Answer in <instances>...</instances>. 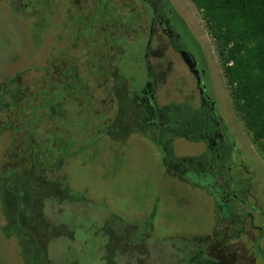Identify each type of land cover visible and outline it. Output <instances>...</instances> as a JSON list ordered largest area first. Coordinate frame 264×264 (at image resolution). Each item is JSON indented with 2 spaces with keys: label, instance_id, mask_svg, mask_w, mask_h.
Wrapping results in <instances>:
<instances>
[{
  "label": "rangeland",
  "instance_id": "obj_1",
  "mask_svg": "<svg viewBox=\"0 0 264 264\" xmlns=\"http://www.w3.org/2000/svg\"><path fill=\"white\" fill-rule=\"evenodd\" d=\"M36 1L0 0V74L7 73L9 67L14 68V64L23 60L22 51L18 49L21 34L10 25L8 10L13 14L16 11L25 14L27 10L34 15L41 9L51 10L48 0H39L41 4L35 7ZM167 1L177 18V21L171 18V21L175 19L174 26L182 23V31L177 30L179 40L169 37L156 25L150 33L153 9L142 0H60L59 19L55 20L60 27L53 34L51 30L45 32L44 36L48 65L43 68L44 72L48 70L45 75L48 88L43 95L39 94L40 99L35 98L34 86L26 92L10 91L11 96L23 99L22 103L25 99L18 93H24L27 106L22 113L11 104L6 109L0 106V122L25 124L29 115L35 120L39 117L42 122H36L35 137L44 140V135H53L55 128L66 122L54 115L67 111L64 103L71 89V98L75 99L71 102H85L83 107L88 105V111L77 112L82 120L95 125L99 119L102 124L109 113L115 114V111H107L113 108L109 94L112 83L108 79L113 77L117 67L119 81L128 83L127 90L139 109V122L149 127L142 128L139 123V129L133 121L126 120L129 126H134L131 136L164 132L160 148L172 146L175 153L180 151L176 154L184 156L202 152L193 161L181 164L186 180L176 174H169L170 179L155 177L158 173L153 171L149 155L154 149L150 145L140 151L133 148L137 144L128 145L118 150L117 158L96 149L94 144L92 150L100 161L89 165V158H81V164L76 166L75 160H71L65 167L67 173L80 175H60L73 193L83 196L91 206L85 212L87 216L78 214L82 205L50 200L44 206L36 200H23L22 210L27 215L38 216L37 210L43 206L47 221L58 223L59 217L67 229L49 227V231L44 232L40 229L41 221L30 222L39 240L47 241V260L39 254L31 236L14 231V206L9 202L7 191L0 189V264H46L45 260L49 264H107L108 260L114 264H264V153L253 142L233 108L214 39L200 11L191 0ZM13 17H19L18 13ZM14 22L18 23L15 19ZM131 28L140 30L134 33ZM65 57L72 61L76 75L85 78L84 87H75L71 78L67 79L68 86L61 85L60 72L69 67V63L54 61ZM53 68L55 72H51ZM36 69L33 65L30 70ZM205 69L207 76L202 80L201 72ZM147 91L148 96L144 95ZM52 96L53 116L46 118L43 114L46 109L37 104ZM2 102L7 100L0 98V105ZM16 102L19 106L20 101ZM150 108L153 111L146 113ZM96 109L107 112H100L103 114L95 120ZM73 123H76L75 118ZM76 130L69 128L79 141L93 132L90 127L83 132ZM20 134L22 132L12 143L10 131L0 125V169L11 165L10 157L17 159L14 155L19 151L21 140L34 145L26 134ZM12 146L14 150L9 154L7 149ZM168 155L171 160L176 159L173 153ZM19 161L21 166L29 165L25 159ZM160 168L163 169L162 164ZM85 186L87 191L81 190ZM157 197L160 198L158 211ZM137 208L153 209L130 217L129 211ZM59 209L63 210L62 215ZM115 209L124 214H118ZM155 212L172 232L165 233L162 224L160 232H156ZM111 214L119 218V223L112 225L118 228L114 234L111 226H102L101 216ZM117 235L123 241L122 250L113 247L121 242L117 241Z\"/></svg>",
  "mask_w": 264,
  "mask_h": 264
},
{
  "label": "trees",
  "instance_id": "obj_2",
  "mask_svg": "<svg viewBox=\"0 0 264 264\" xmlns=\"http://www.w3.org/2000/svg\"><path fill=\"white\" fill-rule=\"evenodd\" d=\"M191 1L200 11L208 32L214 39L215 47L222 64L223 74L229 88L233 108L242 119L253 142L264 153V0ZM186 30L188 31L187 28ZM72 67L69 66L60 72L62 74H59L61 85L63 87L68 86L67 79L71 78L75 82V87H84L85 82L76 75L74 67ZM205 72L207 76L206 69ZM63 81L67 84L65 85ZM11 98V102H2L0 106L6 109L11 104L12 108L19 107L22 113L21 110L24 109L25 105L27 106V97H24V103H22L23 99L21 100V98L19 99L13 96ZM16 100L20 101L19 106L16 104ZM49 101H52V98ZM132 103L133 107L135 106L137 111H139L134 101ZM127 112L128 110L126 108L121 111L120 115L125 117ZM29 116L25 124L22 121L20 123L15 122V124L2 121L0 125L2 129L10 131L12 143L19 138L20 132H22L20 135H23V133L24 135L26 134L28 139L33 140L34 152H36L38 149L35 145L39 146L38 142L40 141L35 137L38 126L36 125L37 121L32 119L31 115ZM18 148V153L14 155L17 159L9 156L11 165L9 164L8 166L6 164L5 168L0 169V189L7 191L10 198L9 202L13 203L14 212H12V215L14 213V220L12 224L14 225V231L26 237L31 236L35 246L39 248V254L47 260L49 252L47 241L41 242L39 240L38 232L32 229L30 222L33 219L41 221L42 225L40 226L42 228L40 229L44 230V232L49 231V227L55 230L66 229V227L60 223L59 217L57 219L58 223L47 221L46 214L43 212V206L37 210L38 216L35 214L27 215L22 210L23 200L25 199L30 202L36 200L37 204L43 203L44 206L50 200L56 201L59 204L71 203L70 205H82V210L78 214L85 216H87L85 212L88 210L87 200L83 196L73 193L68 184L59 176L51 177L47 174V170L51 168L50 162L45 159L41 160L36 154L28 157L27 147L24 148L23 144H19ZM12 150H14L13 146L11 148L9 147L7 152L9 151L10 154ZM20 158L28 161L29 165L23 164L21 166L22 162L19 161ZM181 164L183 165L184 163H179L178 165L175 160L169 158L165 160V168L171 176L176 174L179 179L186 180V175L181 170L183 168ZM234 197L238 198L236 195ZM59 211L60 215H62L63 210L59 209ZM101 217L103 219L102 226H111L112 233H117L118 228H113L112 225L119 223V218L114 214L105 218L103 216ZM116 239L117 241H121L118 235ZM122 242L113 245V247L117 246V248L122 250ZM46 260V264H49ZM108 261L107 264H114L113 261Z\"/></svg>",
  "mask_w": 264,
  "mask_h": 264
},
{
  "label": "crops",
  "instance_id": "obj_3",
  "mask_svg": "<svg viewBox=\"0 0 264 264\" xmlns=\"http://www.w3.org/2000/svg\"><path fill=\"white\" fill-rule=\"evenodd\" d=\"M41 2L42 1L37 0L34 6L36 7L37 4L39 3L41 4ZM48 2H50V5L52 6V7L50 6L51 10H48V8L46 7L47 8L46 11L41 9L40 10L41 12L40 11L39 13L37 12L38 14L36 15H34L32 12L27 11V10L25 14H24V11H21V12L16 11L13 14L12 11L8 10L10 14V17H9L10 25H12L13 27H16V30H18V33L21 34L18 49L22 51L21 57L23 60L20 64L16 66L14 62L13 63L14 68L9 67V69L13 68V71L8 69L7 73L0 74V98L1 99L4 98L5 102L7 100L6 103H8V101L12 99L10 95L11 94L10 91H12L13 89L15 91L25 90L26 92L27 89H29V87L34 86L36 89L35 91H37L36 97H35L36 99L37 98L40 99L39 94L43 95L44 91L47 89L46 87L49 82L46 80L45 75L48 70L44 72V68H43L48 65V60L46 57L47 45L44 42V36L46 35L45 32L49 30H51L50 34H53L54 31H58L59 29L58 27H60V25H57V22H58L57 19H59L58 14L60 12L58 10L59 9L58 5L61 3L60 0H48ZM5 8L7 7L4 6V9ZM17 13L19 17L14 18L13 15L15 16V14ZM55 16L56 18L54 19ZM14 19L18 23L14 22ZM55 20H57V22ZM129 29L130 27H127V30ZM131 29L132 31H134V33L140 30L139 28H136L135 30H133V28ZM148 30H149V27H148ZM150 33H148V36ZM53 45L54 44H52V47ZM54 49L55 47L53 48V50ZM67 59L68 58L66 57L61 58V59L57 58L54 62H57L58 60H66L68 61L69 66L70 65L74 66L72 64V61L67 60ZM33 65H36L38 69L30 70L33 67ZM116 69L117 67H115L116 72L113 71L114 72L113 77H110L108 79V81L112 83L111 92L109 94L111 95V101H112L111 103L113 104V108L107 110L110 112L115 111V114L109 113L110 116L102 120L103 121L102 124H99L100 120L99 119L96 120V118L100 116L101 114L106 113L107 111L105 112L100 111V112H103L100 114V112L97 111V109L95 110L96 112H94L93 114V118L96 120L95 125H93L92 123L89 124L88 120L84 122L82 118L77 114V112L84 113L85 111H88V105L86 106L85 104L86 107H83L82 105L85 102H82V103L77 102L78 104H76L75 102H71V101H74L75 99L71 98L72 91L70 89L69 91L70 96L68 95L69 97H66V102L64 103V106L66 105L68 106L67 111L65 110V113H63L64 111H61L57 115H54L57 117V119H61V121H66L68 123V126L66 122L63 125H60V126L58 125V127H56L54 130L55 133L53 135H49L48 136L49 138L47 137V134H46V136L44 135L43 137L44 140L39 141L38 139L39 142L38 141L37 142L39 143V146L35 145V147L38 149L36 152H34L33 145L29 146L28 143H25V142L23 143L22 140L19 143V144H23L24 148L27 147L28 157H32L33 154H36V156L39 157L41 160L45 159L46 161L51 163V168L47 170L48 175H51L50 173H52L54 177L55 176L60 177V175H80L78 172H75L74 174L72 173L68 174L67 173L68 171L65 167L71 160L72 161L75 160L76 166H79L82 162L81 158H84V159L89 158L87 160L89 161V165L91 163L100 161L99 155L96 153L95 150H92L94 144H95L96 149L97 148L101 149L102 151L107 152L108 155L113 154L117 158H118L117 153L120 154L118 150L125 148L128 145L132 146V144L133 145L137 144V147H133V146L132 147L135 150H139V151L141 150L143 146L150 145L154 150H151L152 154H150L149 157L151 158L153 162V171L155 173H158V175H155V177H157L158 179H170L171 178V177H167L169 176V173L164 166L165 160L169 158V155H168L169 153L174 154V156L176 157V159L174 160L177 162L178 165L179 163H186L190 159H192L193 161L195 158L201 155L202 152L194 154V155H189V156L178 155L176 153L178 152L180 153V151L176 149L177 151L175 153V150L174 148H172V146H169V148H163V147L160 148L158 145H161L163 143L161 142L160 139L161 137H164L165 135L164 132L160 134L159 133L157 134L156 132H153V133L151 132L150 134H147L145 132L147 135L140 134V133H134L135 135L131 136L132 131H134L133 130L134 123L137 124V127L139 129H141V127L145 128L148 126L145 124L142 125L139 122V113L137 109L135 108V106L133 107L131 96L129 94V91L127 90L128 83L125 80L119 81L120 74L118 70ZM37 71H40L41 73L38 74ZM52 71L53 72L55 71L54 68L51 69V72ZM79 78L86 83L85 78L81 76H79ZM211 81L213 82V80ZM14 84L16 85L15 86L16 89L12 88L11 86ZM18 94L20 96H23V98L25 97L24 93L23 95H21L20 92ZM7 95H8V98H7ZM53 98L54 97L52 96V100ZM46 100L48 101L46 102ZM38 101L40 102L41 100H38ZM55 103H57V101ZM40 104L43 108L46 109L43 112V114H46V118H50V117L52 118L54 103L52 101H49V99H45L41 101L40 103H38L37 105H40ZM126 108L128 112L125 115V117H123L120 114H121V111ZM134 112H136V114H134ZM68 113H70V115L66 116V114ZM69 116H72V117L70 118ZM73 118L76 119L75 124L73 123ZM128 119H130V121H133V125H130L132 127H130L128 123L126 122V120L128 121ZM36 121L42 122V119L38 118L36 119ZM139 123L141 124V127L139 126ZM64 127H67V128H64ZM87 127H90L93 130V132H96V133L93 134L92 132L91 134L89 133L90 134L89 136H84L83 141H79L78 139L76 140L74 137V131L72 133L70 132L71 130L69 131V128H71L72 130L77 129L76 130L77 132H83ZM168 133L170 132L167 131V135ZM95 135H98V136L95 137ZM89 140H92V142H90ZM86 162H83V165L87 164ZM161 164L163 166L164 172L162 171L163 169L160 168ZM101 165H103V163ZM101 168L103 167L101 166ZM86 175L88 174L86 173ZM60 178L64 180L63 176ZM66 183H67V180H66ZM81 190L87 191V186H85ZM101 193L103 192L101 191ZM156 201H157V211H158L159 204H160V198L157 197ZM89 207L90 205H88V208ZM162 207H165V205L163 204ZM151 209L149 208L147 211H142L139 208H137L132 212L129 211V216L130 217L136 216V214H142V212H144L145 214V212H149L151 211ZM125 210L126 209L124 208V211ZM115 211L120 215L124 214L122 213V211L120 213L119 210L117 209H115ZM150 215L152 216L153 213L151 214L150 212ZM155 216L157 217V220H158L156 223L157 228H155L156 232L159 233L160 230L162 229L160 228L161 224L164 226L163 231L165 233L172 232L170 231L171 228H169L168 225L165 224L164 220L160 218L158 214L156 215V212H155Z\"/></svg>",
  "mask_w": 264,
  "mask_h": 264
},
{
  "label": "flooded vegetation",
  "instance_id": "obj_4",
  "mask_svg": "<svg viewBox=\"0 0 264 264\" xmlns=\"http://www.w3.org/2000/svg\"><path fill=\"white\" fill-rule=\"evenodd\" d=\"M142 2L147 3L151 8L153 9V13L149 20V28L151 29V33L153 31V25H156V27L161 31H165L168 33L169 37L176 38L179 40V34L177 33V30L182 31V23L178 22L177 27L175 23V19L177 21V18L174 17L173 9L168 4L167 0H142ZM175 18L172 20L174 23L171 24V18ZM183 45L180 44V48L183 49ZM205 70L201 72V78L202 80L205 79ZM144 95L148 96V91L144 92ZM153 110L147 109L146 113H151ZM149 117V116H148ZM150 120V119H148ZM217 132H220L219 130ZM219 134V133H218Z\"/></svg>",
  "mask_w": 264,
  "mask_h": 264
},
{
  "label": "built area",
  "instance_id": "obj_5",
  "mask_svg": "<svg viewBox=\"0 0 264 264\" xmlns=\"http://www.w3.org/2000/svg\"><path fill=\"white\" fill-rule=\"evenodd\" d=\"M231 63V62H230Z\"/></svg>",
  "mask_w": 264,
  "mask_h": 264
}]
</instances>
